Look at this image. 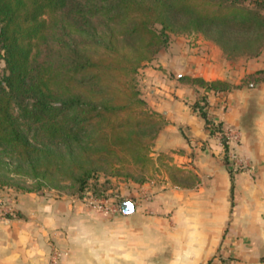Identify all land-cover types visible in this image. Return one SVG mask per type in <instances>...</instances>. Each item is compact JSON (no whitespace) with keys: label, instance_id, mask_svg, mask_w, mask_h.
I'll list each match as a JSON object with an SVG mask.
<instances>
[{"label":"crops","instance_id":"0c3cea01","mask_svg":"<svg viewBox=\"0 0 264 264\" xmlns=\"http://www.w3.org/2000/svg\"><path fill=\"white\" fill-rule=\"evenodd\" d=\"M139 77L162 125L154 164L120 200L134 211L105 216L74 196L25 192L0 219V264H51L55 252L59 264H264V48L229 57L201 33L171 35ZM183 77L231 85L209 106L239 132L254 178L229 173L220 138L193 109L206 93Z\"/></svg>","mask_w":264,"mask_h":264},{"label":"trees","instance_id":"16d2710c","mask_svg":"<svg viewBox=\"0 0 264 264\" xmlns=\"http://www.w3.org/2000/svg\"><path fill=\"white\" fill-rule=\"evenodd\" d=\"M263 12L264 0H0V146L17 173L64 175L80 192L105 165L145 172L162 122L137 77L168 44V31L201 33L229 57L254 56L264 48ZM182 79L204 89L193 109L215 135L208 95L231 85ZM14 104L38 124L41 143L19 129Z\"/></svg>","mask_w":264,"mask_h":264},{"label":"rangeland","instance_id":"374dc122","mask_svg":"<svg viewBox=\"0 0 264 264\" xmlns=\"http://www.w3.org/2000/svg\"><path fill=\"white\" fill-rule=\"evenodd\" d=\"M156 30H160L159 25H155ZM179 33L169 32L168 36ZM142 69V68H141ZM6 73L4 52L0 49V79ZM137 84L140 90V77H137ZM142 95V94H141ZM32 101L26 100L25 105H31ZM13 116L19 129L27 136L30 142L37 145L41 138L38 135V124L22 116L17 104L13 105ZM69 161V158H67ZM17 161L10 154L9 150L0 146V206L4 210V218L17 213L20 195L25 192H33L49 198L55 196H74L77 203L84 205L85 208L93 210L90 200L108 198L112 201H120L128 196V191L135 178H144V173L133 166L118 164V171L110 169L108 166L102 167L92 177L84 191L78 190V185L66 176L56 175L48 179H36L26 174L15 171ZM126 174H129L127 176ZM131 176V177H130Z\"/></svg>","mask_w":264,"mask_h":264},{"label":"built area","instance_id":"2783aa9c","mask_svg":"<svg viewBox=\"0 0 264 264\" xmlns=\"http://www.w3.org/2000/svg\"><path fill=\"white\" fill-rule=\"evenodd\" d=\"M224 102L221 100L219 107L224 109ZM214 109L210 106L208 107V117L211 120L209 125L210 128H215L217 135L220 138L221 145L224 149V160L227 166V169L231 175L245 173L250 178L255 177V168L252 164L250 156L247 152L242 148V142L239 135V132L232 129H226L219 122L218 117L214 114ZM221 123V125H220ZM149 194L144 193L143 196L147 197ZM90 204L92 206L93 211L101 213L105 216H112L118 212H122V202L121 201H112L108 198L103 199H91ZM4 210L0 206V219L4 218ZM61 254L59 252H55L53 255V259L51 260V264H59L60 263ZM220 261L219 258H215L210 261L208 264H218Z\"/></svg>","mask_w":264,"mask_h":264},{"label":"water","instance_id":"95a60500","mask_svg":"<svg viewBox=\"0 0 264 264\" xmlns=\"http://www.w3.org/2000/svg\"><path fill=\"white\" fill-rule=\"evenodd\" d=\"M122 210L124 213L129 214V213H132L134 211V206L131 202L125 201L122 204Z\"/></svg>","mask_w":264,"mask_h":264}]
</instances>
